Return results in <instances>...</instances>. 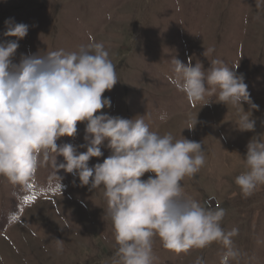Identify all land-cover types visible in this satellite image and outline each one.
I'll return each mask as SVG.
<instances>
[{
    "label": "rangeland",
    "instance_id": "obj_1",
    "mask_svg": "<svg viewBox=\"0 0 264 264\" xmlns=\"http://www.w3.org/2000/svg\"><path fill=\"white\" fill-rule=\"evenodd\" d=\"M25 23L26 36L18 39L12 57L45 55L64 49L76 51L89 38L103 42L116 65L119 81L103 93L111 107L101 112L135 118L144 115L150 127L177 139L202 143L206 163L193 177L182 181L185 193L201 204L226 210L225 230L239 229L234 237L241 251L239 264H264V186L245 198L234 178L245 170L247 144L253 136L264 139V4L257 0H0V41L5 20ZM214 47L211 55L205 50ZM201 62L205 69L213 59L229 67L238 63L250 97L258 109L242 103L256 121L253 131H240L231 104L216 102L215 94L190 104L186 95L169 83L171 61ZM198 123L189 129L190 118ZM166 119H161V116ZM86 122H77L71 143L78 151L84 141ZM107 140L103 155L92 157L89 166L111 155ZM57 155L56 163H65ZM153 173H145L147 179ZM75 181V183H74ZM62 185V192L59 190ZM103 187L79 186L78 177L64 169L41 167L33 179L13 185L0 176V264H112L116 246L114 229L107 215ZM214 198L208 205L207 200ZM56 239L63 241L57 252ZM224 249L219 243L176 253L153 238L154 264H219ZM235 264V262H234Z\"/></svg>",
    "mask_w": 264,
    "mask_h": 264
},
{
    "label": "clouds",
    "instance_id": "obj_2",
    "mask_svg": "<svg viewBox=\"0 0 264 264\" xmlns=\"http://www.w3.org/2000/svg\"><path fill=\"white\" fill-rule=\"evenodd\" d=\"M176 3L179 9V0ZM261 4L264 0H257V7ZM5 26L3 36L17 40L0 41V176L13 185L25 184L39 168L51 165L78 177L79 186L103 187L116 246L112 264H154V237L176 253L219 243L224 249L219 264H239L242 253L233 239L239 229L222 226L226 210L207 207L183 189L184 178L193 177L206 163L202 143L177 139L171 132L161 134L144 115L97 114L111 107L103 93L119 81L105 44L90 37L76 51L31 54L17 64L12 57L29 26L12 18L5 20ZM214 51L209 47L203 54L207 57ZM171 65L169 83L190 104L207 105L215 94L216 102L236 109L238 130L255 129L252 112L244 111L242 103L252 109L258 105L250 97L244 75L236 71L238 63L230 68L213 59L205 69L201 62L192 64L190 57L187 64L174 58ZM77 122H86V143L79 145L86 148L83 152L71 143H56L65 135L75 137ZM197 123L198 113L186 127L194 129ZM105 140L111 155L90 167V158L103 155ZM246 147L245 170L234 178L245 198L264 186V139L253 136ZM57 155L66 162L57 165ZM145 173L154 175L142 179ZM56 246L61 252L63 241L56 239Z\"/></svg>",
    "mask_w": 264,
    "mask_h": 264
},
{
    "label": "built area",
    "instance_id": "obj_3",
    "mask_svg": "<svg viewBox=\"0 0 264 264\" xmlns=\"http://www.w3.org/2000/svg\"><path fill=\"white\" fill-rule=\"evenodd\" d=\"M213 199H214V198H210V199L207 200L208 205H210V204L212 203Z\"/></svg>",
    "mask_w": 264,
    "mask_h": 264
}]
</instances>
